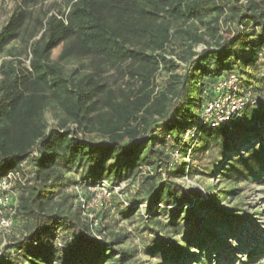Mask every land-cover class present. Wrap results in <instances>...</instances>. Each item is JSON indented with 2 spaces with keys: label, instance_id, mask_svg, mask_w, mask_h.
<instances>
[{
  "label": "trees",
  "instance_id": "obj_1",
  "mask_svg": "<svg viewBox=\"0 0 264 264\" xmlns=\"http://www.w3.org/2000/svg\"><path fill=\"white\" fill-rule=\"evenodd\" d=\"M66 5L67 11L40 21V37L29 43L28 67L18 58L0 63V179L24 163L32 169L17 182L15 220L22 227L2 247L0 264H136L134 253L120 248L119 241L96 239L75 195L67 191L75 184L101 181L137 185L133 200L128 203L127 197V206L120 202L123 213L138 204L149 210L159 204L172 207L167 223L159 214L146 221L153 234L164 232L147 246L148 256L167 264H220L223 256L230 262L244 255L242 264H255L264 253V239L243 235V217L210 203L205 218L194 208L181 221L185 206L195 207L201 195L178 181L198 171L191 161L170 163L175 151L191 160L214 149L231 151L229 134L236 126L264 133V111L257 102L239 121L199 130L196 145L185 138L224 73L243 78L248 75L242 66H264V3L67 0ZM25 23L24 10H16L0 32V53L19 38ZM224 29L229 36L222 34ZM83 59L93 61L94 73L78 78L68 73L70 61ZM178 62L184 64L182 72ZM110 71L135 85L112 88L103 76ZM162 71L168 77L160 87ZM257 79L264 88V73ZM48 107L60 109L63 116L52 128L45 120ZM240 163L242 168H233L237 176L264 171V143L251 147ZM143 168L150 171L143 175ZM225 238L238 241L239 249Z\"/></svg>",
  "mask_w": 264,
  "mask_h": 264
},
{
  "label": "rangeland",
  "instance_id": "obj_2",
  "mask_svg": "<svg viewBox=\"0 0 264 264\" xmlns=\"http://www.w3.org/2000/svg\"><path fill=\"white\" fill-rule=\"evenodd\" d=\"M67 0H41L38 4L27 3L22 4V0H0V32L2 28L8 23L11 16L18 9H23L26 15V23L20 32L19 38L6 46L0 53V63L4 60L20 59L24 66H29V43L37 40L41 34L40 21L44 20L48 15H58L60 12L67 11ZM264 3V0H259ZM222 34L229 36L227 30L224 29ZM202 46L197 47L201 50ZM62 50V46L54 50L52 54V61H57ZM178 64H180L178 62ZM184 64H180L178 69L182 72ZM68 73H75V77L86 74L94 73V63L90 59L72 60L66 65ZM250 80H255L256 83V98L258 101V109L264 111V88L257 78L262 77L264 73V66L262 63L254 64L253 66H242ZM226 74V73H224ZM108 85L112 88L117 87H133L135 82L129 78H123L122 74L116 71H110L103 75ZM168 75L162 71L158 77L160 87L166 83ZM45 120L50 128L58 125L63 120L60 109L48 107L45 113ZM71 128L76 130V126L70 124ZM87 138L96 141L93 135H87ZM229 142L232 146L231 151L220 153L218 149L211 150L204 155L198 156L196 160L191 161V166L197 173L190 176L194 188L200 192V201L185 206L186 211L181 214L180 219L184 221L187 218V210L194 209V213L200 218L206 217L205 208L210 203H215L216 207H220L229 213L239 215L245 220L242 226L243 235L255 234L260 241L264 239V171L256 170L254 174L247 173V176L241 177L235 175L233 168H242L241 158H248L251 154V147L259 148V145L264 143V133L254 134L239 129L237 126L232 128L229 134ZM181 163L188 161L183 152H179ZM190 163V162H189ZM30 168L28 167L27 170ZM137 185L128 184V203L137 192ZM69 193L75 195L74 191L70 188L67 190ZM137 194V193H136ZM130 200V201H129ZM133 200V199H132ZM121 200L115 199L99 214L100 226L97 229L99 235L105 241L116 242L119 241L120 248L130 250L134 253L135 257L133 262L136 264H167L166 261L152 258L146 254L147 246L154 243L155 240L162 237L164 232L155 235L150 232L147 220L155 214H159L161 220L168 222L170 214L167 212L172 211V207L162 204L157 205L152 210H149L148 205L138 204L132 212L123 213L121 207ZM120 203V205H119ZM123 206H125L122 203ZM126 208V207H125ZM129 209V208H126ZM16 218V216H15ZM195 219V218H194ZM193 220V219H192ZM20 220L14 219V226L12 233L3 237L0 235V251L7 241L13 236H17L21 231ZM152 227V226H151ZM185 231L190 227L184 226ZM177 240L180 236L176 235ZM228 245L239 249L238 241L225 238ZM244 255H237L236 258L232 257L230 262L223 259L220 264H242L245 262ZM216 259V258H215ZM215 263V262H214ZM213 262L211 264H214ZM194 264V261L191 262ZM255 264H264V253Z\"/></svg>",
  "mask_w": 264,
  "mask_h": 264
},
{
  "label": "built area",
  "instance_id": "obj_3",
  "mask_svg": "<svg viewBox=\"0 0 264 264\" xmlns=\"http://www.w3.org/2000/svg\"><path fill=\"white\" fill-rule=\"evenodd\" d=\"M256 86L255 80H248L247 77L242 78L237 72H227L220 77L213 87L212 99L207 101L203 107L200 120L192 130L187 132L185 138L193 139L194 145H196L199 141V130L216 129L225 124L239 121L243 112L258 102L255 94ZM179 160V152L175 151L170 167H173L174 163L179 162ZM187 160L190 162V156L187 157ZM28 167L29 170H27ZM142 171L145 175L150 170L143 168ZM31 174V167L24 163L20 171H12L0 179V235L3 237L12 233L14 219L19 208L17 182L22 175L28 177ZM178 182L188 188H194L189 175ZM128 184V182H122L113 186L108 181H101L96 185L79 183L70 187L75 193V202L80 206L82 217L87 221L97 240L104 242L102 236L97 232L100 226L99 214L116 197L127 206L128 192L126 190Z\"/></svg>",
  "mask_w": 264,
  "mask_h": 264
}]
</instances>
